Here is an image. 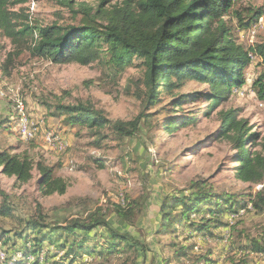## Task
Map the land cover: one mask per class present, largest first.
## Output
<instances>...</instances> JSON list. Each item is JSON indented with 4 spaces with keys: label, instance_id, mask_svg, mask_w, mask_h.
Instances as JSON below:
<instances>
[{
    "label": "rangeland",
    "instance_id": "rangeland-1",
    "mask_svg": "<svg viewBox=\"0 0 264 264\" xmlns=\"http://www.w3.org/2000/svg\"><path fill=\"white\" fill-rule=\"evenodd\" d=\"M63 1L29 0L23 8L38 27L71 24L74 22L71 17L79 21L83 16H75L62 6ZM72 1L75 12L81 5L96 8L101 2ZM105 1L114 5L122 0ZM233 2L237 7L264 9V0ZM235 41L246 49L263 44L264 14L250 30L235 31ZM11 51L9 40L0 35V152L24 154L33 165L40 163L53 168L54 175L65 182L66 190L61 195L42 194L38 186L40 175L35 168L31 180L24 184L0 173V191L7 198L5 201L0 196V207L5 201L11 208L9 215L0 214V234L10 233L5 241H15V234L22 232L29 219L41 217L51 224H63L98 212L116 232L137 240L136 255L127 253L134 264H264V253L247 248L251 241L264 247V212H256L248 204L256 192H264V181L259 185L238 181L233 168L236 166L233 146L217 137L220 123L217 113L239 109V117L247 122L251 132L264 138V103L256 100L251 88L252 81L264 72L259 57L249 59L243 71L245 84L232 90L225 102L205 116L207 102L195 95L205 93L207 87L194 81L185 82L171 93L161 92L156 106H145L141 100L143 69L138 59L115 72L96 62L87 66L75 62L52 64L32 58L25 51L5 69L3 63ZM184 94H193L194 98H189L175 115H193L195 120L168 134L160 125L171 115L168 114L171 101ZM79 102L92 106L110 121L128 122L142 113L139 129L133 137L120 139L107 128L64 127V117L56 113V105ZM24 119L31 134L28 139L20 133ZM47 133L60 138L63 150L46 142ZM191 183H200L234 201L246 202V208L234 215L223 214L221 218L228 228L212 230V237L187 233L180 227L173 235L156 236L162 200L187 195ZM117 206L131 212L127 219L115 213ZM96 231L105 234L102 229ZM168 243H177L175 250L190 245L194 249L188 258L177 259L174 249L162 247ZM16 244L7 254L6 247L0 244V264H13L16 256L22 254L18 247L21 242ZM54 249L56 246L45 243L38 260L29 256L26 262L21 261L43 264L40 262L43 253L55 254ZM114 256L105 255L101 260L98 256L83 255L73 262L67 257L61 263L95 264L106 260L105 264H116ZM61 257L62 253L55 258L45 256L48 260L45 264H56Z\"/></svg>",
    "mask_w": 264,
    "mask_h": 264
},
{
    "label": "trees",
    "instance_id": "trees-1",
    "mask_svg": "<svg viewBox=\"0 0 264 264\" xmlns=\"http://www.w3.org/2000/svg\"><path fill=\"white\" fill-rule=\"evenodd\" d=\"M28 1L0 0V35L13 47L3 63L5 69L14 57L25 51L32 58L52 64L75 62L87 66L96 62L115 72L130 64L132 59H138L143 69L141 100L145 106H156L161 92L171 93L185 82L194 81L207 87L205 93L195 96H201L207 102L204 115L209 116L227 100L232 90L245 84L243 71L250 58L257 56L264 64V43L246 49L235 41V31L250 30L263 17V8L237 7L233 0H122L114 5L101 0L96 8L81 5L75 12L74 2L64 0L61 2L63 7L75 16L81 14L83 17L79 21L71 17L74 21L71 24L52 23L38 27L29 20L23 8ZM251 88L256 100L264 103V72L252 81ZM189 98L194 95H179L171 101L168 113L171 115L160 125L168 134L180 125L194 122L193 115H175ZM55 111L64 117V127L107 128L120 139L133 137L143 117L141 113L128 122L110 121L92 106L80 102L58 104ZM239 113V109L217 113L220 122L217 137L233 146L236 179L259 185L264 181V138L251 132ZM255 146L257 150H253ZM34 168L40 175L38 186L42 194L61 195L65 192L66 184L54 175L53 168L40 163L33 165L24 154L0 152V173L14 177L16 183L31 180ZM187 190V195L168 196L162 200L156 236L173 235L180 227L187 233L212 237V230L228 228V223L221 218L223 214L246 208V202L213 193L200 183H191ZM0 196L7 200L1 191ZM5 201L0 214L9 215L11 208L5 205ZM248 204L256 212H264V192H256ZM114 210L122 219H127L131 213L119 206ZM24 226L22 232L15 234V241L4 240L10 233L0 234V244L6 247L5 254L16 248L18 241L21 242L18 247L22 254L13 264H25L21 260L26 262L29 256L38 260L45 243L56 246V253L45 251L44 261L42 257L40 259L43 264L48 262L45 256L55 258L58 253H62V257L61 261L56 260V264H62L67 257L73 262L83 255L98 256L101 260L105 255H116L119 256H114L116 264L136 263L130 261L132 257L127 253L136 255L137 240L116 232L98 212L63 224H51L41 217L29 219ZM97 229L104 230L105 234L97 233ZM176 244H162V247L175 250ZM247 248L264 253V247L254 241ZM192 249V245L177 248L175 258L185 259ZM104 262L106 260L95 264Z\"/></svg>",
    "mask_w": 264,
    "mask_h": 264
},
{
    "label": "bare ground",
    "instance_id": "bare-ground-1",
    "mask_svg": "<svg viewBox=\"0 0 264 264\" xmlns=\"http://www.w3.org/2000/svg\"><path fill=\"white\" fill-rule=\"evenodd\" d=\"M22 110V109H21ZM20 133H21V135L23 136V138H25V139H28V138H30L31 137V134H30V131L29 130H27V127H26V130H24L23 131V128L20 130ZM46 142L50 145V146H52V147H55V148H57V149H59V150H63V148L64 147H62V142H61V140H60V138L58 137V136H55V134L54 133H47L46 134ZM52 140H59V143L61 144L60 146H58V141H52ZM2 256V255H1ZM2 258V257H1ZM20 258V254L19 255H17L16 256V259L15 260H17V259H19ZM15 260H13V261H15Z\"/></svg>",
    "mask_w": 264,
    "mask_h": 264
},
{
    "label": "built area",
    "instance_id": "built-area-1",
    "mask_svg": "<svg viewBox=\"0 0 264 264\" xmlns=\"http://www.w3.org/2000/svg\"><path fill=\"white\" fill-rule=\"evenodd\" d=\"M250 60H251V58H250ZM24 130H26V120L24 119V121H23V131ZM52 141H58V146H60L61 144L59 143V140H52ZM231 215H233V214H231ZM229 225H230V223H229ZM13 253H15L14 252V250H13Z\"/></svg>",
    "mask_w": 264,
    "mask_h": 264
},
{
    "label": "crops",
    "instance_id": "crops-1",
    "mask_svg": "<svg viewBox=\"0 0 264 264\" xmlns=\"http://www.w3.org/2000/svg\"><path fill=\"white\" fill-rule=\"evenodd\" d=\"M211 257H213V255H211Z\"/></svg>",
    "mask_w": 264,
    "mask_h": 264
}]
</instances>
